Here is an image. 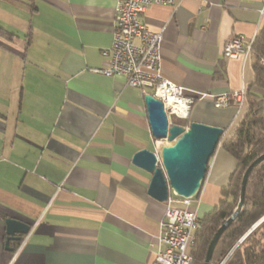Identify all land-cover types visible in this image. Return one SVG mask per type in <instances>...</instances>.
I'll return each mask as SVG.
<instances>
[{
  "label": "crops",
  "instance_id": "0c3cea01",
  "mask_svg": "<svg viewBox=\"0 0 264 264\" xmlns=\"http://www.w3.org/2000/svg\"><path fill=\"white\" fill-rule=\"evenodd\" d=\"M263 2L148 6L141 21L162 29V76L186 95L249 87L250 55L225 59L222 47L233 35L255 39ZM114 14V0L0 1V27L12 34L0 36V264L154 260L164 203L147 194L150 174L132 158L142 149L159 153L164 143L151 136L140 91L95 72L112 42ZM237 114L208 96L186 120L229 132ZM235 166L218 145L190 209L198 219L217 204ZM6 219L30 226L11 250Z\"/></svg>",
  "mask_w": 264,
  "mask_h": 264
},
{
  "label": "built area",
  "instance_id": "2783aa9c",
  "mask_svg": "<svg viewBox=\"0 0 264 264\" xmlns=\"http://www.w3.org/2000/svg\"><path fill=\"white\" fill-rule=\"evenodd\" d=\"M172 4L173 0H114L112 42L108 49L101 52L106 60L95 72L106 77H121L126 86L138 89L141 95L150 94L159 100L169 125L173 119L186 120L191 106L208 96L212 97L216 108L233 106L239 112L245 100L244 86L218 96L198 91H190L186 95L183 86L162 76V29L152 31L141 19L150 5ZM260 12L264 15V2ZM253 41L244 42L241 35H233L224 43L222 56L225 59L247 57ZM260 64L264 67V59L260 60ZM158 163L161 165L160 160ZM192 205L193 197L184 198L169 193L164 202L161 234L156 242L152 264L193 263L190 250L199 229V219L189 209ZM24 241L20 242V247ZM228 256L220 264H225Z\"/></svg>",
  "mask_w": 264,
  "mask_h": 264
},
{
  "label": "trees",
  "instance_id": "16d2710c",
  "mask_svg": "<svg viewBox=\"0 0 264 264\" xmlns=\"http://www.w3.org/2000/svg\"><path fill=\"white\" fill-rule=\"evenodd\" d=\"M1 35L8 37L12 34L0 27ZM250 58L254 73L253 82L245 88L244 105L239 110L231 130L229 132L223 130L218 143L235 159L236 166L229 176L227 185L220 189L217 204L199 219V229L195 233V241L190 250L192 264L204 263L206 249L212 236L236 208L245 169L264 153V67L260 64V60L264 59V29L257 33L253 41ZM252 88H255L256 92L252 91ZM258 90L260 94L257 93ZM173 123L184 127L190 124L188 120L180 119H173ZM263 216L264 160L250 171L241 211L221 234L210 264L220 262ZM225 264H264V220L233 249Z\"/></svg>",
  "mask_w": 264,
  "mask_h": 264
},
{
  "label": "water",
  "instance_id": "95a60500",
  "mask_svg": "<svg viewBox=\"0 0 264 264\" xmlns=\"http://www.w3.org/2000/svg\"><path fill=\"white\" fill-rule=\"evenodd\" d=\"M143 101L151 136L155 141L172 142V145L164 148L161 154L157 151L142 149L136 152L132 158L133 165L150 174L147 194L161 203L167 200L170 192L179 197H194L201 188L208 162L218 146L219 139L223 135V129L197 122H191L188 127L173 122L169 125L159 100L150 94H145ZM158 160H160L161 165H159ZM262 160H264V153L253 160L245 169L236 208L212 236L206 249L203 264H210L214 248L221 234L239 215L244 201L248 175ZM263 220L264 216L245 233L230 252ZM29 229L30 226L25 223L15 219H6L5 249L11 250L8 248V243L19 241L22 236L29 232Z\"/></svg>",
  "mask_w": 264,
  "mask_h": 264
},
{
  "label": "bare ground",
  "instance_id": "6f19581e",
  "mask_svg": "<svg viewBox=\"0 0 264 264\" xmlns=\"http://www.w3.org/2000/svg\"><path fill=\"white\" fill-rule=\"evenodd\" d=\"M164 142V145L162 146L161 150L159 151V153H162V150L166 147H169L170 145H172V142H167L166 140H162Z\"/></svg>",
  "mask_w": 264,
  "mask_h": 264
},
{
  "label": "rangeland",
  "instance_id": "374dc122",
  "mask_svg": "<svg viewBox=\"0 0 264 264\" xmlns=\"http://www.w3.org/2000/svg\"><path fill=\"white\" fill-rule=\"evenodd\" d=\"M1 1V0H0ZM161 143H164L163 141L161 142ZM189 209H191V207L189 208ZM229 255V256H228ZM230 255H231V252L229 251V253H227V255H225V257L220 261V262H218L217 264H220L227 256H228V258L230 257ZM227 261V260H226Z\"/></svg>",
  "mask_w": 264,
  "mask_h": 264
}]
</instances>
